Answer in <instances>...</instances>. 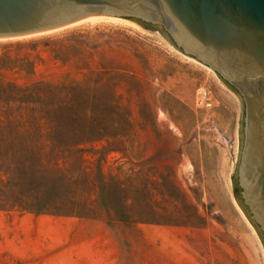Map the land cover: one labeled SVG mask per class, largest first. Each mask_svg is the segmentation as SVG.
<instances>
[{"label":"rangeland","instance_id":"rangeland-1","mask_svg":"<svg viewBox=\"0 0 264 264\" xmlns=\"http://www.w3.org/2000/svg\"><path fill=\"white\" fill-rule=\"evenodd\" d=\"M126 21L0 40L5 81L93 97L71 124L104 137L47 165L70 169L52 213L0 205V264H264L235 188L242 99L161 31Z\"/></svg>","mask_w":264,"mask_h":264},{"label":"water","instance_id":"water-1","mask_svg":"<svg viewBox=\"0 0 264 264\" xmlns=\"http://www.w3.org/2000/svg\"><path fill=\"white\" fill-rule=\"evenodd\" d=\"M92 17L161 31L240 96L245 109L237 168L240 204L264 237V0H0V40Z\"/></svg>","mask_w":264,"mask_h":264},{"label":"trees","instance_id":"trees-1","mask_svg":"<svg viewBox=\"0 0 264 264\" xmlns=\"http://www.w3.org/2000/svg\"><path fill=\"white\" fill-rule=\"evenodd\" d=\"M8 61L7 56L0 58V71L7 69ZM65 92L52 84L20 87L0 74V205L37 214L52 213L50 193L59 188L56 180L63 182L60 190L67 188L64 184L69 181L70 169L47 165L57 164L61 157L68 159L89 143L104 140L98 129H80L71 124L78 110L86 115L94 113L97 104L93 97L74 99ZM235 188L241 202L237 179Z\"/></svg>","mask_w":264,"mask_h":264},{"label":"bare ground","instance_id":"bare-ground-1","mask_svg":"<svg viewBox=\"0 0 264 264\" xmlns=\"http://www.w3.org/2000/svg\"><path fill=\"white\" fill-rule=\"evenodd\" d=\"M100 20H112V21H115V22H116V21H123V22H125V23L132 24L131 22H128V21L123 20V19H118V18H110V17H92V18H88V19H86V20L80 21V22H78V23H76V24H72V25H70V26L72 27V26L79 25V24H82V23H87V22H92V23H94V22H97V21H100ZM132 25H134V24H132ZM70 26H67V27H70ZM61 29H62V28H61ZM53 31H56V30H53ZM46 33H50V31H49V32L40 33V34H35V35H30V36L20 37V38H11V39L14 40V39H21V38H29V37H33V36H36V35L46 34ZM4 40H7V39H4ZM208 70H211V71H212V69H210V68H208Z\"/></svg>","mask_w":264,"mask_h":264},{"label":"built area","instance_id":"built-area-1","mask_svg":"<svg viewBox=\"0 0 264 264\" xmlns=\"http://www.w3.org/2000/svg\"><path fill=\"white\" fill-rule=\"evenodd\" d=\"M210 102V93L205 89H199L196 93V105L204 107Z\"/></svg>","mask_w":264,"mask_h":264}]
</instances>
